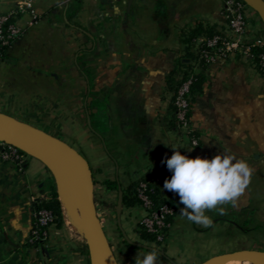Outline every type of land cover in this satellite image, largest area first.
<instances>
[{
  "label": "crops",
  "instance_id": "1",
  "mask_svg": "<svg viewBox=\"0 0 264 264\" xmlns=\"http://www.w3.org/2000/svg\"><path fill=\"white\" fill-rule=\"evenodd\" d=\"M25 1L0 0V15L19 12L24 30L0 59V115L87 159L97 215L118 264L160 250L138 233L143 208L122 204L117 211L121 192L157 174L159 196L178 211L155 264L264 251V76L240 53L202 68L187 127L174 120L168 87L170 74L197 52L186 43L192 31L228 35L223 0H31L32 10L20 11ZM248 7V37L264 40V19ZM176 150L189 158L234 155L251 169L238 197L205 210L207 226L181 215L179 197L163 189L172 173L162 161ZM58 190L38 160L26 157L19 166L0 158V264H90L81 217L66 222ZM54 192L62 224L31 245L36 203Z\"/></svg>",
  "mask_w": 264,
  "mask_h": 264
},
{
  "label": "built area",
  "instance_id": "2",
  "mask_svg": "<svg viewBox=\"0 0 264 264\" xmlns=\"http://www.w3.org/2000/svg\"><path fill=\"white\" fill-rule=\"evenodd\" d=\"M248 5L242 0H223V12L228 23V35L221 33L210 39H201L199 43L205 41V48L198 49L200 59L208 66L218 59H225L235 53L244 55L261 74L264 73V40L251 41L248 37ZM32 10L31 0H26L20 11ZM19 12L0 15V49H8L21 38L23 28L16 22L11 23V19L17 17ZM261 49L257 55L255 49ZM1 56V51H0ZM194 82L193 75L186 78L180 85L174 97L175 122L179 127H187L190 123L191 111V87ZM193 145H198L196 140ZM26 154L20 150L0 143V158L4 161L14 162L22 165ZM161 175L157 174L152 178L151 184H158ZM150 182H142L137 191L140 200V207L146 212L145 217L140 221L139 228L154 237L157 247L166 245L168 220L174 218L178 209L168 204L163 205L158 210L153 208L151 199L148 196ZM34 223L32 235L29 240L31 245H39L48 239L49 228L55 225L54 215L44 208H34ZM159 248V247H158Z\"/></svg>",
  "mask_w": 264,
  "mask_h": 264
},
{
  "label": "water",
  "instance_id": "3",
  "mask_svg": "<svg viewBox=\"0 0 264 264\" xmlns=\"http://www.w3.org/2000/svg\"><path fill=\"white\" fill-rule=\"evenodd\" d=\"M242 1L254 8L264 19V0ZM0 143L12 146L41 162L57 184H62L72 198L80 204L79 215L85 228L90 264H118L97 215L93 172L87 159L68 143L39 129L19 125L18 131L13 130L3 120L2 115H0ZM121 206L122 192L117 208L118 212ZM147 249L162 254L158 249ZM232 260L264 264V251H236L212 257L202 264H217Z\"/></svg>",
  "mask_w": 264,
  "mask_h": 264
},
{
  "label": "clouds",
  "instance_id": "4",
  "mask_svg": "<svg viewBox=\"0 0 264 264\" xmlns=\"http://www.w3.org/2000/svg\"><path fill=\"white\" fill-rule=\"evenodd\" d=\"M172 175L166 178L163 189L174 192L183 205L180 213L188 220L207 226L211 223L205 210L233 201L249 183L251 169L244 160L226 153L211 159L189 158L180 151L162 161ZM159 253L148 251L143 258L135 257V264H155Z\"/></svg>",
  "mask_w": 264,
  "mask_h": 264
},
{
  "label": "trees",
  "instance_id": "5",
  "mask_svg": "<svg viewBox=\"0 0 264 264\" xmlns=\"http://www.w3.org/2000/svg\"><path fill=\"white\" fill-rule=\"evenodd\" d=\"M15 18H12L10 21L11 23L15 22ZM202 30H200L199 28L196 29L195 31H192L188 38L186 39V43H189L191 46H195L197 47V52L194 54H190L189 57L191 59H193L192 63L190 64H184L181 65L179 71H174L172 74H170L169 80H168V87L169 90L173 93V100H172V109L174 111V115H175V106H174V97L176 95L177 90L179 89L181 83L188 78L189 76L193 75L194 77V82L193 85L191 87V94H190V98L192 100V97L194 96V94L196 92H198L201 88V83H202V76L200 71L202 70V68L206 67L207 65L205 64V62L203 60L200 59V55L198 54V49H204L205 48V41L200 42V40L202 39H210L216 35H220L221 33L212 31V30H208L205 32H201ZM9 49V48H8ZM8 49H0L1 51V56L0 59L5 57L6 52L8 51ZM261 49L257 48L255 49L254 53L257 55L258 53H260ZM264 76V73L262 74ZM175 120V119H174ZM152 179H145L142 180L140 182L135 183L134 185H132L128 190H126L125 192H122V204L127 206V207H134V206H140V200L137 197V191L139 188L140 183L142 182H150V189L148 191V196L152 201L153 204V208L154 209H159L160 207H162L165 204H168L170 206L176 207L178 209V206L175 202L172 201H168L165 199H162L159 196V191H158V186L160 183L158 184H151ZM107 186L108 188H110L111 190H118L120 185L117 182H107ZM35 208H44L47 209L48 211H50L54 217H55V221L54 223L58 226H60L62 224V211H61V206H60V202L58 199V195L56 192L53 193V198L51 201L49 202H38L36 203ZM174 218H171L170 220H168V222L170 223V225L172 224ZM169 231V229H168ZM138 233L140 234V236L148 241V242H154V237L150 234H148L146 231H144L143 229L139 228L138 229Z\"/></svg>",
  "mask_w": 264,
  "mask_h": 264
},
{
  "label": "bare ground",
  "instance_id": "6",
  "mask_svg": "<svg viewBox=\"0 0 264 264\" xmlns=\"http://www.w3.org/2000/svg\"><path fill=\"white\" fill-rule=\"evenodd\" d=\"M3 120L10 126L15 131L19 130V125L15 121L3 117ZM58 188H59V194H60V199H61V205H62V210H63V215L68 224L73 225L77 220L79 216V209H80V204L77 203L74 198L70 195V193L67 191V189L60 183H58ZM80 225V224H79ZM78 226V223H77ZM217 264H251L249 262H243V261H225Z\"/></svg>",
  "mask_w": 264,
  "mask_h": 264
},
{
  "label": "rangeland",
  "instance_id": "7",
  "mask_svg": "<svg viewBox=\"0 0 264 264\" xmlns=\"http://www.w3.org/2000/svg\"><path fill=\"white\" fill-rule=\"evenodd\" d=\"M26 157H29V156H26ZM169 228H170V227H169ZM151 243H153V242H151ZM158 247H159L160 250H164L165 247H166V245H162V246H158ZM158 247H157V248H158Z\"/></svg>",
  "mask_w": 264,
  "mask_h": 264
}]
</instances>
